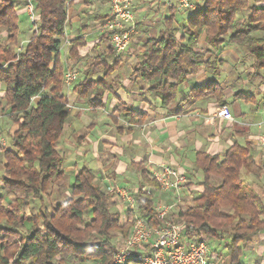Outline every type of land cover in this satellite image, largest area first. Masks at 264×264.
<instances>
[{"label":"trees","instance_id":"16d2710c","mask_svg":"<svg viewBox=\"0 0 264 264\" xmlns=\"http://www.w3.org/2000/svg\"><path fill=\"white\" fill-rule=\"evenodd\" d=\"M72 2L35 0L38 18L31 22L29 39L21 43L17 9L25 0H0V27L8 32V41L0 44V82L6 85L7 116L17 125L12 144L2 146L1 154L5 174L0 188L15 198L8 200L0 194V264H67L72 258L80 264L88 260L113 264L117 234L128 236L131 231L133 210L129 209L127 220L112 210L114 194L103 187L93 169L83 166L73 182H67V157L57 147L70 116L62 49ZM169 5L163 30L147 38L142 56L132 68L133 80L143 84V96L168 106L178 100L182 84L200 66L219 74L225 60L220 56L203 59L199 42L204 35L214 49L226 42L243 46L255 57V74L264 69V5L254 0H199L180 34L175 26L180 9ZM245 8L249 14L240 20L238 14ZM109 17L105 15L103 21ZM104 35L110 38L111 32ZM70 43L69 58L82 63L79 48L85 40L78 36ZM121 57L108 65L103 55L96 56L74 90L89 103L102 105V95L113 89L108 78ZM100 65L103 76L93 78ZM211 96L219 105L228 104L224 87L217 82L186 94L193 99ZM252 96L245 95L247 99ZM116 111L131 125L145 118L144 112L125 102ZM195 155V166L203 173L202 191L176 216L184 221L182 233L187 238L202 233L209 239H227L228 263L246 264L241 262L245 245L264 234V184L258 179L264 174V159L257 160L253 142L237 140L224 155L206 151ZM136 165L142 178L135 192L137 209L150 225H160L164 219L156 211L154 192L143 190L146 184L157 186V182L150 170ZM56 186L69 188L64 199L55 203L49 199ZM33 201L40 203L37 213L26 211ZM132 260L136 259L126 264Z\"/></svg>","mask_w":264,"mask_h":264},{"label":"crops","instance_id":"0c3cea01","mask_svg":"<svg viewBox=\"0 0 264 264\" xmlns=\"http://www.w3.org/2000/svg\"><path fill=\"white\" fill-rule=\"evenodd\" d=\"M149 1L151 0H133L132 8L136 16V30L132 34L129 48L126 51L117 52L112 47L110 38L106 39L104 35L107 30L103 26L106 22L103 19L105 15H110L109 0H73L68 11L67 41L62 49V59L66 69L68 66L82 69L85 64L84 60L90 57L95 58L98 55H103L105 61L109 63L108 65L114 63L116 58L122 55L117 66L124 65L125 68L117 70L116 66V70L109 76L108 82L111 83L113 89L102 95V105L95 106L89 103L74 90V86L81 80L79 75L78 79L80 80L76 79L72 84H66L65 91L68 95L70 116L57 147L67 157L65 170L71 178L72 176L74 178L83 166H87L93 169L98 181L109 192L110 188L122 187L134 196L142 182L136 164L140 163L150 170L151 177H153L154 170L159 169L162 164L169 163L186 175L188 179L185 186L188 193L187 199L193 201L202 191L200 182L203 180V173L195 166V154L198 151L224 155L234 141L237 140L241 143L251 141L257 147V160L264 159V147L259 144V138L264 136V101L258 104L259 106H253L251 101L254 100V97L252 96L250 99L245 97L250 93L241 89L231 90V87L236 85L240 78V70H250L251 72L256 70L255 65L253 66L255 57L248 54L247 51L243 54V51L235 48L236 45H230L223 49L222 47L214 49L206 41L204 42L206 45H201L204 40L202 38L199 45L204 46L203 59L206 60L215 56L223 58L225 65L221 68V72L213 74L200 66L198 71L182 84L181 97L179 95L176 102L168 106H162L160 102L150 100L149 97L141 94L140 87L143 84L134 81L131 72L136 61L142 56L143 43L149 36H152L149 35L153 30L150 31L149 29L152 26L150 24L151 16H147V12L153 9L155 19L158 22H164L165 17L169 14L170 5L162 0H156L152 4L156 3L157 6L152 8L153 5ZM254 2L258 5H264V0H254ZM24 7L25 4H22L17 12L19 16L26 15L28 19ZM28 23L27 20L26 27L21 33V43L26 42L31 35L32 30L29 29L31 24ZM23 32L24 35L28 34L24 39L22 37ZM7 35V30L0 27V44L8 41ZM78 36L85 40V45L79 48L84 59L82 63L75 64V61L69 58L68 51L71 47L70 40ZM93 51L96 53L94 54ZM246 54H248L247 57ZM244 57H246L245 60ZM128 64L130 70H126ZM103 74L101 72V76L95 77L92 75V77L100 78ZM210 74L219 77L218 80L213 82L220 83L224 87V98L231 110H234L232 111L234 114L233 120L216 116L217 107L219 106L216 97L211 96L200 99L186 97L191 89L208 83L211 79ZM5 89L6 85L1 81L0 168L2 169V146L9 145V138H11V134L17 127L7 116L3 99ZM238 93L244 95H238ZM246 101L250 104H247ZM120 102H125L129 107L144 112V121L132 125L128 123L124 114L116 111ZM118 135L120 138H118ZM263 178L264 174L258 179ZM148 189L153 190L156 205L166 200L171 203L170 198L163 190L157 191L155 186L146 184L143 190ZM195 191L198 193H195ZM113 194L112 208L115 205V211L119 212L124 220H127L129 209H131L128 198L116 193ZM133 216L134 211L132 219ZM193 236L204 241L208 238L202 233L198 235L194 233ZM263 238L264 234H260L250 241L259 242V247L256 248L258 256H263L264 247L261 245L263 244L261 242ZM227 242V239H222L219 240V243L212 245L209 239L210 258L214 263L222 261L221 264H229L226 258L227 250L225 249ZM248 243L245 245L246 247L249 245ZM222 247L225 250H221ZM245 250L246 248L244 253ZM255 259L254 256H249L243 263L264 264V258L261 262L255 261Z\"/></svg>","mask_w":264,"mask_h":264},{"label":"built area","instance_id":"2783aa9c","mask_svg":"<svg viewBox=\"0 0 264 264\" xmlns=\"http://www.w3.org/2000/svg\"><path fill=\"white\" fill-rule=\"evenodd\" d=\"M174 4L180 10L195 9L199 0H162ZM133 0H109L110 17L104 23V28L111 32L110 42L117 52L129 48L131 37L136 30V16L132 8ZM26 13L31 22L37 18L35 0H25ZM76 67H69L65 72V82L72 84L78 79ZM216 116L233 120L234 114L228 104L217 107ZM259 144L264 147V136L259 138ZM153 178L166 191H180L188 183L186 175L171 164L166 163L154 170ZM149 191V189H148ZM110 192L128 198L130 208L134 211L130 235L124 239L125 246L117 251L113 264H216L210 258V246L204 240L183 238L182 227L167 219L171 206L158 205L159 216L164 219L160 225H150L139 213L134 195L122 187L110 188Z\"/></svg>","mask_w":264,"mask_h":264},{"label":"rangeland","instance_id":"374dc122","mask_svg":"<svg viewBox=\"0 0 264 264\" xmlns=\"http://www.w3.org/2000/svg\"><path fill=\"white\" fill-rule=\"evenodd\" d=\"M154 1H156V0H151V1H149V3L150 4H152V3H154ZM158 1V0H157ZM159 1H161V0H159ZM203 1V0H202ZM255 1H258V0H255ZM201 3H203V2H201ZM168 4V3H167ZM153 5V4H152ZM20 6H22V4L20 5ZM155 6H157V4L155 3L154 5H153V7L152 8H154ZM24 10L26 11V9H25V7H24ZM153 9H151V11L150 12H147V16H151V18H150V24L152 25L149 29H150V31L152 30V32H150V34L149 35H156L157 34V32L161 29V28H163L164 27V22H162V21H157L156 19H155V16H154V12L152 11ZM192 10V9H191ZM191 10H180L179 12H178V14H177V20H176V24H175V26H176V28H178V34H180L181 33V25L185 22V20H187L186 19V17L191 13ZM249 14V8H245L244 10H242L239 14H238V18L241 20V19H243V18H245L247 15ZM161 15V14H160ZM27 20H28V24H31V27H29V29H31V30H33V25H32V23H31V21H30V19H29V17H28V19H27V17H26V15L25 16H23V15H20L19 16V24H20V26H21V29H22V31H24V27H26L25 26V23L27 22ZM179 28H180V30H179ZM30 30V31H31ZM28 36V34L26 33L25 35H24V32H23V34H22V37H23V39L24 38H26ZM203 38H204V40L202 41V43H201V45H206L204 42L206 41L207 42V40H206V38H205V35L203 36ZM232 46V45H236V49L237 50H240V51H243V54H244V52H246L247 50L243 47V46H241V45H239V44H229L228 42H226V43H224V46L222 47V49L223 48H225V47H227V46ZM199 49L203 52V54H205L204 53V46L203 47H201L200 45H199ZM248 52V51H247ZM93 53L95 54L96 52L95 51H93ZM249 54V53H248ZM248 54H246V57H247V55ZM243 56V55H242ZM246 57H244V60L246 59ZM93 60H94V57H90V58H87L86 60H84L85 61V64L83 65V67L84 68H77L78 69V71L80 72V74H79V78L80 79H82V78H84L85 77V75L87 74V71L89 70V67H90V65H91V63L93 62ZM106 63H107V61H106ZM109 64V63H108ZM131 64V63H130ZM124 65H121L120 67L119 66H117V70L118 69H120L121 68V70L123 69V68H125V67H123ZM130 65L128 64V68H126V70H130V67H129ZM253 66H254V64H253ZM119 67V68H118ZM116 70V69H115ZM103 71H104V67H103V65H100L99 67H97L96 69H95V71H94V73L92 74L93 76H101L100 75V73L102 72V74H103ZM260 72H259V74H255V72H256V70H254V72H251L250 70H240L239 71V74H240V78L238 79V81L236 82V85H233L232 87H231V90L232 89H236V90H239V89H241V90H244V91H246V92H248V93H252V95H253V97H254V100H252L251 102L253 103V106H259L258 104H261V102L262 101H264V98H262L263 96H264V69H262V70H259ZM127 72V71H126ZM253 75H255L254 77H253ZM119 76V75H118ZM210 78L211 79H209V82H213V81H216V80H218V76H216V75H213V74H210ZM80 79H78V80H80ZM180 97H181V95H180ZM246 103L247 104H250V102H247L246 101ZM252 105V104H251ZM232 111H234L233 109H232ZM237 127H239L238 125H237ZM114 132H116V131H114ZM118 138H120L119 137V135H118ZM10 144H12V139L11 138H9V145ZM66 167V166H65ZM75 173V172H74ZM5 173H4V170L2 169V168H0V178L1 177H4L3 175H4ZM73 175V174H72ZM252 179H255V177H252ZM257 180V179H256ZM67 182L68 183H70V182H73V176H72V178H71V176H70V174L69 173H67ZM197 183H199V182H197ZM260 183H264V178L263 179H260ZM157 184V183H156ZM156 188H157V191H159L160 189H161V191L163 190L158 184H157V186H155ZM68 188H69V186H67L66 188L63 186V187H61V188H59L58 186H56L55 187V190H54V194L52 195V197L49 199L50 201H52V202H59V200H62V199H64V193H68ZM257 188L259 189V186H257ZM1 189V188H0ZM61 189V192H59V190ZM167 195H168V197L170 198V200H171V203L169 202V201H164V202H160L159 204L160 205H164V206H171V208L169 209V211L167 212V219H169V220H171V221H173L174 223H176V224H178L179 226H181V227H183L184 226V221H182V222H179L176 218V216H177V214L179 213V211L180 210H183V209H186V206L188 205V204H192L193 202H194V200L192 201H189V199H187V196H188V193H187V189L186 188H183L182 190H180V191H166V190H163ZM195 193H198V192H196L195 191ZM0 194H4L6 197H7V199L9 200V199H14L15 198V194H11V193H3V191L2 190H0ZM196 195V194H195ZM67 196V195H66ZM114 197V196H113ZM264 197V196H263ZM156 206H158V205H156ZM39 207H40V203L39 202H37V201H33V203L29 206V207H26V211H30V212H35V213H37L38 211H39ZM114 208H115V205H114ZM114 208H112V210L114 209ZM157 209V208H156ZM113 211H115V209L113 210ZM140 213V212H139ZM132 223H133V219H132ZM132 228V227H131ZM131 232V231H130ZM130 235V234H129ZM128 235V236H129ZM127 235L126 236H124V235H122V234H117V236H116V243H117V248H118V250L122 247H124L125 246V244L123 243L124 242V239L126 238V237H128ZM204 236H205V234H204ZM258 237V236H257ZM183 238L185 239H187V237H184V235H183ZM208 239V238H207ZM205 240L207 243H208V241H209V239L208 240ZM210 242L212 243V245H215V244H217V242L219 243V240H217V239H210ZM263 244H261L262 245V247H264V238H263V240L261 241ZM253 243H255L254 245H253ZM209 244V243H208ZM249 245L246 247L245 246V248H246V250H245V253L243 254V256L241 257V262H245L248 258H249V256H254L256 259H255V261H262V258H264V252H263V256H258L257 255V250H256V248H258L259 247V242L258 241H256V242H250V243H248ZM256 244H258V245H256ZM221 250H225L224 249V247H222V249ZM256 250V251H255ZM115 257V256H114ZM221 262L222 261H218V262H216V263H218V264H221ZM248 263V262H247ZM67 264H80V262H76L73 258L72 259H70V261L67 263ZM82 264H94V261H92V260H88V261H85V262H83ZM223 264V263H222ZM255 264V263H254Z\"/></svg>","mask_w":264,"mask_h":264}]
</instances>
